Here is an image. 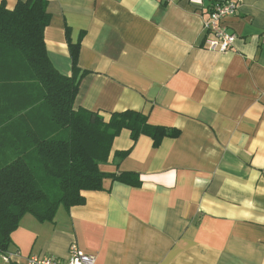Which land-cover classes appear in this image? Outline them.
<instances>
[{
    "label": "crops",
    "instance_id": "1",
    "mask_svg": "<svg viewBox=\"0 0 264 264\" xmlns=\"http://www.w3.org/2000/svg\"><path fill=\"white\" fill-rule=\"evenodd\" d=\"M226 2L237 38L210 51L205 22ZM48 13L46 49L61 74H72L66 29L80 42L76 109L137 111L180 135L154 147L123 130L100 169L142 185L105 179L52 223L25 215L0 264L66 260L72 244L96 264H264V0H49Z\"/></svg>",
    "mask_w": 264,
    "mask_h": 264
},
{
    "label": "trees",
    "instance_id": "2",
    "mask_svg": "<svg viewBox=\"0 0 264 264\" xmlns=\"http://www.w3.org/2000/svg\"><path fill=\"white\" fill-rule=\"evenodd\" d=\"M49 0L0 4V254L25 215L52 223L60 207L85 204L84 192L102 191L103 181L140 187L135 173L107 174L114 140L123 130L159 147L180 131L153 126L141 112L110 113L75 108L80 82V42L66 29L72 74H61L46 49ZM117 152V162L128 155Z\"/></svg>",
    "mask_w": 264,
    "mask_h": 264
},
{
    "label": "built area",
    "instance_id": "3",
    "mask_svg": "<svg viewBox=\"0 0 264 264\" xmlns=\"http://www.w3.org/2000/svg\"><path fill=\"white\" fill-rule=\"evenodd\" d=\"M236 11L237 6L231 2L217 4L212 9L210 18L204 26V29L212 36L208 40L210 51L226 52L234 46L237 37L228 31L225 23L226 19L236 14ZM27 264H96V259L84 252L77 244H72L66 260L32 255L27 258Z\"/></svg>",
    "mask_w": 264,
    "mask_h": 264
}]
</instances>
